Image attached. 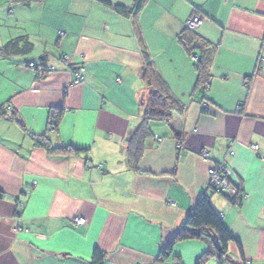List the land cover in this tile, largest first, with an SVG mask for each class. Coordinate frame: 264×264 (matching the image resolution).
Masks as SVG:
<instances>
[{"label":"crops","instance_id":"1","mask_svg":"<svg viewBox=\"0 0 264 264\" xmlns=\"http://www.w3.org/2000/svg\"><path fill=\"white\" fill-rule=\"evenodd\" d=\"M134 1L0 0V49L20 37L33 46L0 57V264H92L95 250L103 264H197L206 252L218 264L210 239L177 244L179 263L158 259L207 191L215 163L243 191L241 207L210 198L236 240L227 257L264 264V0H147L135 19L104 3ZM196 13V34L213 50L204 91H195L193 61L178 43ZM137 33L184 112L148 124L136 173L126 141L149 94ZM26 62L53 71L39 75ZM81 66L84 83L75 84L71 72ZM31 136L82 152L48 155ZM78 217L84 226L74 225Z\"/></svg>","mask_w":264,"mask_h":264},{"label":"trees","instance_id":"2","mask_svg":"<svg viewBox=\"0 0 264 264\" xmlns=\"http://www.w3.org/2000/svg\"><path fill=\"white\" fill-rule=\"evenodd\" d=\"M41 1L42 0H17L18 3H21L24 6H29L32 3ZM146 1L147 0H135L131 8H126L120 5L114 6L108 2L104 3L110 6L116 14L122 17L135 19ZM195 15H198V13ZM137 34L144 64L141 78L146 88L149 90V94L143 105L144 114L142 123L126 141V162L136 173L138 172V165L143 157L145 142L152 136L148 124L150 122H167L171 120L172 114H182L184 112V106L178 99L170 94L168 85L154 68L147 50L143 45L142 39L139 36V33ZM178 43L185 49L190 58L196 56V60L193 61V66L197 73L195 91H204L205 89H208L207 71L211 64L213 50L209 49L208 45L197 36L196 31H189L186 28L178 36ZM32 49L33 46L29 40L26 37H20L7 42L0 49V57L8 58L12 56H26L32 52ZM0 115H3L1 109ZM61 115V112L55 111L52 112L50 116L49 127L53 132L57 128ZM14 121L18 122L17 120ZM31 139L35 148L45 150L48 155L77 156L82 152L81 150L72 147H53L45 136H31ZM177 139H179L178 136ZM179 144V146H181V142ZM214 165L218 168L221 164L215 163ZM228 183L235 188L236 195L234 197H227L222 194V196L231 205L241 207L243 196L241 187L233 184L230 178H228ZM211 195L212 194H209L208 191H206L198 198L176 236L168 246L161 251L158 258L159 261L161 260L164 262L168 259H172V261L179 263L178 258L173 255L174 247L177 244L187 241L211 240L210 236H212L215 238L216 244L220 247V252H217L215 255L217 263L231 264V261L227 257V249L228 245L232 242H236V240L225 226L221 215L218 214L211 205ZM211 257L212 254L206 252L197 264H205ZM103 261L104 255L100 251L95 250L94 261L92 264H103Z\"/></svg>","mask_w":264,"mask_h":264},{"label":"built area","instance_id":"3","mask_svg":"<svg viewBox=\"0 0 264 264\" xmlns=\"http://www.w3.org/2000/svg\"><path fill=\"white\" fill-rule=\"evenodd\" d=\"M203 19L199 15H193L186 23L185 28L189 31H197L198 28L202 25ZM59 36L62 37L63 33H59ZM192 61L196 60V56L191 57ZM62 62L67 64V59L63 58ZM23 67L34 71L39 75H45L51 71L53 68H49L40 63H33V62H26L23 64ZM85 68L79 67L77 69L72 70V75L74 76V83L75 84H82L84 83V75H85ZM119 82V80H117ZM206 109V108H205ZM207 110V109H206ZM155 140L161 142L160 139L155 137ZM251 149L254 152L258 151L257 146H252ZM234 153L230 152V156H233ZM201 157L204 161L209 160V154L206 151H202ZM209 176V183L207 187V191L209 194H224L227 197H234L236 195V190L228 183V178H230V172L226 169V167L221 164L218 168L213 164V166L208 170ZM73 223L77 227H82L86 224L85 219L83 218H75ZM243 264H250V262H245Z\"/></svg>","mask_w":264,"mask_h":264},{"label":"water","instance_id":"4","mask_svg":"<svg viewBox=\"0 0 264 264\" xmlns=\"http://www.w3.org/2000/svg\"><path fill=\"white\" fill-rule=\"evenodd\" d=\"M210 238H211V241L213 242L214 247L216 248L217 252H220V247L218 246V244H216L215 238L212 236H210Z\"/></svg>","mask_w":264,"mask_h":264},{"label":"rangeland","instance_id":"5","mask_svg":"<svg viewBox=\"0 0 264 264\" xmlns=\"http://www.w3.org/2000/svg\"><path fill=\"white\" fill-rule=\"evenodd\" d=\"M211 263V260L210 261H208L206 264H210Z\"/></svg>","mask_w":264,"mask_h":264}]
</instances>
